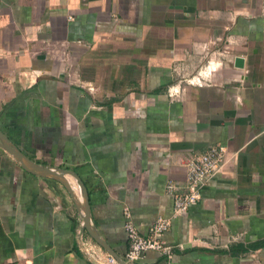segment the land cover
Here are the masks:
<instances>
[{
	"label": "crops",
	"instance_id": "1",
	"mask_svg": "<svg viewBox=\"0 0 264 264\" xmlns=\"http://www.w3.org/2000/svg\"><path fill=\"white\" fill-rule=\"evenodd\" d=\"M0 135L72 173L0 138V264H104L83 192L119 259L127 212L170 218V259L134 264H264V0H0ZM209 146L222 168L171 217L166 176Z\"/></svg>",
	"mask_w": 264,
	"mask_h": 264
},
{
	"label": "built area",
	"instance_id": "2",
	"mask_svg": "<svg viewBox=\"0 0 264 264\" xmlns=\"http://www.w3.org/2000/svg\"><path fill=\"white\" fill-rule=\"evenodd\" d=\"M225 150L219 146H209L197 155L187 157L183 164V178L180 180L166 176L164 193L172 200V215L176 217L184 214L188 207L200 201L201 188L205 182L218 173L223 166ZM123 230L126 234L127 249L122 262L134 264L144 258L146 252L152 251L170 259L173 246L165 244L162 236L170 227V218L156 217L148 225L146 234L140 235L132 224L129 214L124 212ZM77 240L81 241V232L77 233ZM84 246V245H83ZM84 252L94 258L93 252L88 248ZM104 264H117L108 254Z\"/></svg>",
	"mask_w": 264,
	"mask_h": 264
},
{
	"label": "water",
	"instance_id": "3",
	"mask_svg": "<svg viewBox=\"0 0 264 264\" xmlns=\"http://www.w3.org/2000/svg\"><path fill=\"white\" fill-rule=\"evenodd\" d=\"M233 64L235 67L240 68L241 64H242V60L239 58H235L233 60ZM0 138L2 139V148L8 153L10 154L25 170L35 173V174H39L41 176H46V177H50L52 179H55L56 181H58L59 183H61L66 190H68L70 192V188L67 185V183L64 181V175L65 174H71V172L68 171H64V170H59V169H55V168H49V167H41L38 166L34 163H32L31 161H29L28 159H26L23 155H21L19 152H17L10 144L9 142L0 135ZM75 177V176H74ZM82 198H83V209H82V216H81V229L80 232L85 231L90 238L97 243L111 258L114 259V261L117 264H125L124 262H122L121 259H119L109 248L108 246L104 243V241H102L101 239H99L98 236H96L94 233L91 232L89 226H88V206H87V201H86V194L83 192L82 193Z\"/></svg>",
	"mask_w": 264,
	"mask_h": 264
},
{
	"label": "trees",
	"instance_id": "4",
	"mask_svg": "<svg viewBox=\"0 0 264 264\" xmlns=\"http://www.w3.org/2000/svg\"><path fill=\"white\" fill-rule=\"evenodd\" d=\"M260 246H264V241H262V242L259 243V244H255V245H253V248H257V247H260ZM233 249L236 250V251L241 250L239 247H236V248H233Z\"/></svg>",
	"mask_w": 264,
	"mask_h": 264
}]
</instances>
